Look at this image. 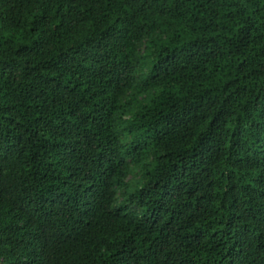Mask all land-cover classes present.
Returning <instances> with one entry per match:
<instances>
[{"label": "trees", "instance_id": "1", "mask_svg": "<svg viewBox=\"0 0 264 264\" xmlns=\"http://www.w3.org/2000/svg\"><path fill=\"white\" fill-rule=\"evenodd\" d=\"M0 264H264V0H0Z\"/></svg>", "mask_w": 264, "mask_h": 264}]
</instances>
